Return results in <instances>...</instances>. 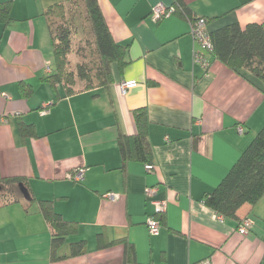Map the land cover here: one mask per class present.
Returning <instances> with one entry per match:
<instances>
[{
  "label": "crops",
  "instance_id": "1",
  "mask_svg": "<svg viewBox=\"0 0 264 264\" xmlns=\"http://www.w3.org/2000/svg\"><path fill=\"white\" fill-rule=\"evenodd\" d=\"M54 1L0 0L10 2V19L0 21V177L27 181L22 200L0 206V264H124V240L134 249L129 264H264V195L235 218L219 219L204 203L264 126L263 82L212 56L207 70L194 64L188 16H150L154 5L175 0H97L128 63L111 64L108 85L65 95L61 84L43 79L54 67L45 15ZM181 1L210 31L234 22L264 26V0ZM124 80L137 84L122 93ZM139 108L149 121L153 167L130 160L122 170L117 137L136 134ZM20 123L34 134L22 136ZM78 168L84 175L76 182L68 175ZM29 195L51 200L76 223L56 258L49 224ZM156 199L167 207L159 232L150 234L145 220ZM246 216L252 226L240 235ZM99 233L122 241L100 247ZM79 240L81 253L70 255Z\"/></svg>",
  "mask_w": 264,
  "mask_h": 264
},
{
  "label": "trees",
  "instance_id": "2",
  "mask_svg": "<svg viewBox=\"0 0 264 264\" xmlns=\"http://www.w3.org/2000/svg\"><path fill=\"white\" fill-rule=\"evenodd\" d=\"M90 23L94 41V55L96 60L80 61L75 70H68V56L71 50V25L68 20L53 26L51 18L64 11V0L53 2L48 6L45 15L48 18L49 32L52 40L54 67L45 81L50 84H61L65 95H71L97 86H106L111 80L110 66L117 62L124 66L127 47L114 41L108 25L104 19L97 0H81ZM10 2L0 3V21H8ZM178 7L176 13L193 17L189 14L181 0H175ZM74 18L71 17V20ZM213 43L212 57L222 64L241 73L242 68L264 84V26L259 23H248L240 26L230 23L220 28L209 30ZM81 83V87L76 89ZM264 91V88L262 89ZM134 121L137 126L136 134L124 135L119 132L117 143L121 154V169L130 160L151 163L153 153L147 140L148 117L144 108L133 110ZM20 133L27 137L34 134L32 125L20 123ZM25 177H0V206L18 202L23 199L22 187H26ZM264 195V126L254 136L247 147L241 152L235 163L216 187L204 196V203L223 218H235L238 209L249 204L254 206ZM29 203L37 202L38 208L51 229L50 249L51 257H57V251L67 236L76 232V223L64 220L53 207L51 200H36L32 195L27 199ZM98 245L112 244L122 240L108 241L98 234ZM123 263L135 261L134 249L124 240ZM85 245L84 240L70 244V255L81 253ZM64 257V256H63ZM59 258V257H58Z\"/></svg>",
  "mask_w": 264,
  "mask_h": 264
},
{
  "label": "built area",
  "instance_id": "3",
  "mask_svg": "<svg viewBox=\"0 0 264 264\" xmlns=\"http://www.w3.org/2000/svg\"><path fill=\"white\" fill-rule=\"evenodd\" d=\"M178 7L174 5L166 6L162 3H158L152 7L150 16L154 21H158L168 15L176 13ZM190 23V35L194 42V50L192 54V60L194 64L201 66L204 70L210 67V59L213 51V43L209 33L208 22L204 17H188ZM136 80H124L120 83V89L125 92L128 88L136 86ZM45 112V111H44ZM238 132H243V127L238 126ZM145 169L150 171L152 169L151 163L145 164ZM84 169L78 168L70 172L68 177L73 181L79 182L83 179ZM156 192V187L150 186L146 189L147 195H153ZM105 197L114 200L118 194L108 192L104 194ZM151 204L154 208V214L148 216L145 220V225L150 234H157L161 227L160 216L165 212L167 207V201L165 199L152 200ZM217 218H223L220 214H215ZM252 226V220L249 217H243L237 224V232L240 235H246ZM202 264H210L209 261H204Z\"/></svg>",
  "mask_w": 264,
  "mask_h": 264
},
{
  "label": "rangeland",
  "instance_id": "4",
  "mask_svg": "<svg viewBox=\"0 0 264 264\" xmlns=\"http://www.w3.org/2000/svg\"><path fill=\"white\" fill-rule=\"evenodd\" d=\"M60 1V0H57ZM54 1V2H57ZM65 7L62 14H55L50 21L52 25H58L65 20H68L71 25V50L68 56V70L74 71L75 65L80 61L94 62V39L91 32L90 23L87 18L85 9L81 0H64ZM74 18L71 20V17ZM67 22V21H65ZM79 83L76 89L81 87Z\"/></svg>",
  "mask_w": 264,
  "mask_h": 264
}]
</instances>
